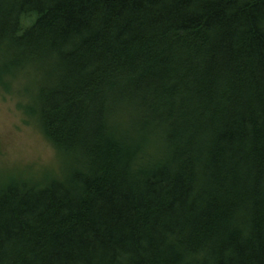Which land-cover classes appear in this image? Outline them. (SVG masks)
<instances>
[{
  "label": "trees",
  "instance_id": "16d2710c",
  "mask_svg": "<svg viewBox=\"0 0 264 264\" xmlns=\"http://www.w3.org/2000/svg\"><path fill=\"white\" fill-rule=\"evenodd\" d=\"M18 75L60 165L0 177V264H264V0H0Z\"/></svg>",
  "mask_w": 264,
  "mask_h": 264
},
{
  "label": "rangeland",
  "instance_id": "374dc122",
  "mask_svg": "<svg viewBox=\"0 0 264 264\" xmlns=\"http://www.w3.org/2000/svg\"><path fill=\"white\" fill-rule=\"evenodd\" d=\"M15 78L12 93L0 89V177L3 179L16 172L58 170L60 165L56 149L21 105L27 99L18 90L26 78L19 75Z\"/></svg>",
  "mask_w": 264,
  "mask_h": 264
}]
</instances>
